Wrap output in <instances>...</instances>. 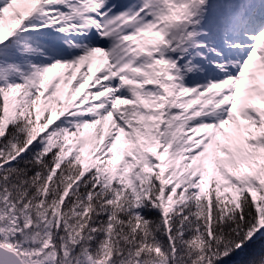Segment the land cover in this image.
I'll return each instance as SVG.
<instances>
[{
	"label": "snow or ice",
	"instance_id": "6c2138e0",
	"mask_svg": "<svg viewBox=\"0 0 264 264\" xmlns=\"http://www.w3.org/2000/svg\"><path fill=\"white\" fill-rule=\"evenodd\" d=\"M262 230L264 0H0V264H221Z\"/></svg>",
	"mask_w": 264,
	"mask_h": 264
},
{
	"label": "trees",
	"instance_id": "16d2710c",
	"mask_svg": "<svg viewBox=\"0 0 264 264\" xmlns=\"http://www.w3.org/2000/svg\"><path fill=\"white\" fill-rule=\"evenodd\" d=\"M262 258H264V235L257 234L241 250L221 261V264H258Z\"/></svg>",
	"mask_w": 264,
	"mask_h": 264
}]
</instances>
